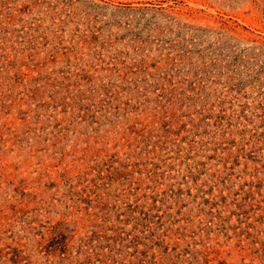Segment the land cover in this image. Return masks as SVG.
<instances>
[{
	"label": "rangeland",
	"instance_id": "obj_1",
	"mask_svg": "<svg viewBox=\"0 0 264 264\" xmlns=\"http://www.w3.org/2000/svg\"><path fill=\"white\" fill-rule=\"evenodd\" d=\"M0 264H264V0H0Z\"/></svg>",
	"mask_w": 264,
	"mask_h": 264
}]
</instances>
